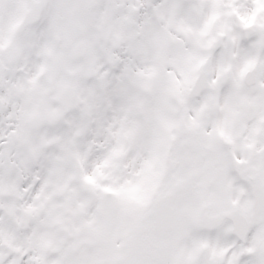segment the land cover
Instances as JSON below:
<instances>
[{"label": "snow or ice", "instance_id": "6c2138e0", "mask_svg": "<svg viewBox=\"0 0 264 264\" xmlns=\"http://www.w3.org/2000/svg\"><path fill=\"white\" fill-rule=\"evenodd\" d=\"M0 264H264V0H0Z\"/></svg>", "mask_w": 264, "mask_h": 264}]
</instances>
